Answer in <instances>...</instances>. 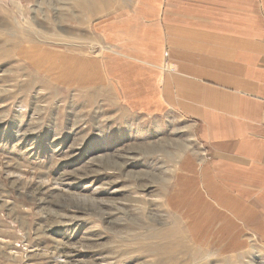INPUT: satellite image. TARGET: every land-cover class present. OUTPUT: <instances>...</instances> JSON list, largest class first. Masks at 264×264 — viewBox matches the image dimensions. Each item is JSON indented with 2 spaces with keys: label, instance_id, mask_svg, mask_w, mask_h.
Masks as SVG:
<instances>
[{
  "label": "rangeland",
  "instance_id": "obj_1",
  "mask_svg": "<svg viewBox=\"0 0 264 264\" xmlns=\"http://www.w3.org/2000/svg\"><path fill=\"white\" fill-rule=\"evenodd\" d=\"M141 2L0 0V264H264L253 238L207 239L190 123L95 85L121 55L101 28Z\"/></svg>",
  "mask_w": 264,
  "mask_h": 264
},
{
  "label": "crops",
  "instance_id": "obj_2",
  "mask_svg": "<svg viewBox=\"0 0 264 264\" xmlns=\"http://www.w3.org/2000/svg\"><path fill=\"white\" fill-rule=\"evenodd\" d=\"M139 6L98 29L121 55L91 61L96 87L117 88L133 110L188 121L205 155L194 184L207 239L233 232L231 245L264 246V0ZM82 63L65 57L62 77Z\"/></svg>",
  "mask_w": 264,
  "mask_h": 264
},
{
  "label": "built area",
  "instance_id": "obj_3",
  "mask_svg": "<svg viewBox=\"0 0 264 264\" xmlns=\"http://www.w3.org/2000/svg\"><path fill=\"white\" fill-rule=\"evenodd\" d=\"M202 156H204L205 157V155L202 153ZM203 163V160L201 161V164Z\"/></svg>",
  "mask_w": 264,
  "mask_h": 264
}]
</instances>
